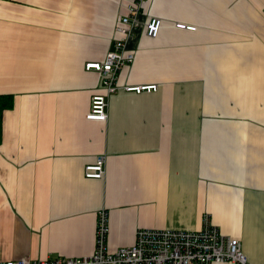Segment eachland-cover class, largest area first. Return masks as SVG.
Masks as SVG:
<instances>
[{"label": "crops", "instance_id": "0c3cea01", "mask_svg": "<svg viewBox=\"0 0 264 264\" xmlns=\"http://www.w3.org/2000/svg\"><path fill=\"white\" fill-rule=\"evenodd\" d=\"M133 1L0 0V261L86 257L105 209L109 251L207 217L264 264V0H150L107 120L87 121L85 65ZM100 155L104 178L85 177Z\"/></svg>", "mask_w": 264, "mask_h": 264}, {"label": "built area", "instance_id": "2783aa9c", "mask_svg": "<svg viewBox=\"0 0 264 264\" xmlns=\"http://www.w3.org/2000/svg\"><path fill=\"white\" fill-rule=\"evenodd\" d=\"M150 0H134L126 6V14L119 16L116 22V40L103 62H91L85 65L86 71H94L100 79L101 93L91 97L87 121L105 122L108 117V98L117 90L118 73L134 62V55L128 50V43L134 39L140 26V12ZM264 14V12H263ZM145 35L157 37L161 19L151 17L145 23ZM176 28L195 31L196 27L177 24ZM156 85L126 87L127 91L141 93L156 91ZM105 158L100 155L92 166L86 167L85 177L103 179ZM109 233L108 212L102 209L97 214L94 251L78 259L31 260L21 257L0 264H250L243 254L240 242L228 237L204 218L199 231H171L139 229L131 246L115 251L107 248Z\"/></svg>", "mask_w": 264, "mask_h": 264}]
</instances>
